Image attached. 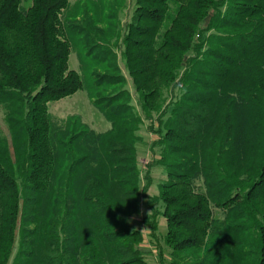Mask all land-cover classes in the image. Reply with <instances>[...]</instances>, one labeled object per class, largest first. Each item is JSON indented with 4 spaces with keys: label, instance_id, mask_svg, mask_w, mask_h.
<instances>
[{
    "label": "trees",
    "instance_id": "trees-1",
    "mask_svg": "<svg viewBox=\"0 0 264 264\" xmlns=\"http://www.w3.org/2000/svg\"><path fill=\"white\" fill-rule=\"evenodd\" d=\"M71 1L0 0V264H146L142 199L170 264H264V0H100L101 26L65 16ZM69 35L116 90L94 101L106 134L49 114L82 90ZM119 56L158 137L144 187ZM153 167L168 180L149 197Z\"/></svg>",
    "mask_w": 264,
    "mask_h": 264
},
{
    "label": "rangeland",
    "instance_id": "rangeland-1",
    "mask_svg": "<svg viewBox=\"0 0 264 264\" xmlns=\"http://www.w3.org/2000/svg\"><path fill=\"white\" fill-rule=\"evenodd\" d=\"M31 1L32 0H24V3L26 6H29ZM84 9H88L91 12L98 25H103L105 22L104 14L107 11L102 3H100V0H72L65 16L71 17V19L75 18H73V16H79L78 18H80ZM122 18L124 19V23L131 19L129 18L128 10L125 12V16L122 15ZM68 40L71 48L69 68L70 70L77 72L80 76L82 90L70 98L49 104V114L58 122L65 123L71 121L76 123L80 129L94 131L99 134H106L112 130V124L107 120L104 113L96 107L94 101L100 97L107 96L109 92L116 90L112 88H96L94 74L107 73L106 66L87 56V51L80 37L69 35ZM119 66L127 81L125 89L129 91L132 97L131 104L136 109L137 114L144 120V125L139 127L137 133V136L141 141L137 143L136 156L143 181L142 187H144L146 186V183L143 178L146 175V170L148 167L153 166L155 160L158 159L160 155V148L155 146L158 137L150 131L154 124L152 121H148L141 111L139 96L135 91L133 82L126 70L125 63L121 59V56H119ZM156 118L157 116L153 115V120H156ZM156 125L157 124L155 123V127L157 128ZM0 126L4 136L9 137V131L5 123V112L1 106ZM150 177L151 185L148 190V196L155 197L159 195L160 186L167 182L168 177L166 171L162 167L151 168ZM149 212V215H151V210L148 207V200L142 199L141 216L134 217L131 220L133 227L136 230L141 231L144 236V242L140 246L143 259L146 264H160L159 253L160 250H162L164 254V264H170L172 250L163 242V237L167 233V222L162 217L158 218L159 230L157 236L161 241L158 247L155 242L150 240V229L146 227L143 222V219L148 216ZM82 215L81 218H83Z\"/></svg>",
    "mask_w": 264,
    "mask_h": 264
},
{
    "label": "clouds",
    "instance_id": "clouds-1",
    "mask_svg": "<svg viewBox=\"0 0 264 264\" xmlns=\"http://www.w3.org/2000/svg\"><path fill=\"white\" fill-rule=\"evenodd\" d=\"M149 214H150V212L148 213V215H149ZM144 230H145V229H144ZM144 230H143V231H144Z\"/></svg>",
    "mask_w": 264,
    "mask_h": 264
}]
</instances>
